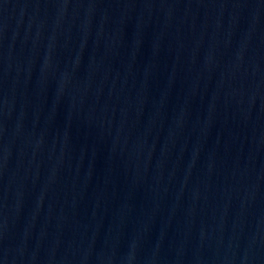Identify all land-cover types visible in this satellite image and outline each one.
<instances>
[{
  "label": "water",
  "instance_id": "obj_1",
  "mask_svg": "<svg viewBox=\"0 0 264 264\" xmlns=\"http://www.w3.org/2000/svg\"><path fill=\"white\" fill-rule=\"evenodd\" d=\"M0 264H264V0H0Z\"/></svg>",
  "mask_w": 264,
  "mask_h": 264
}]
</instances>
